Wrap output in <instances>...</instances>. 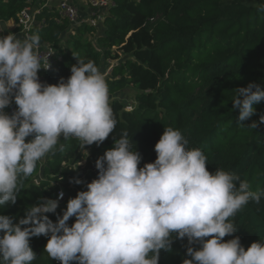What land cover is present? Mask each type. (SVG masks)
Here are the masks:
<instances>
[{"label": "clouds", "instance_id": "9594fccd", "mask_svg": "<svg viewBox=\"0 0 264 264\" xmlns=\"http://www.w3.org/2000/svg\"><path fill=\"white\" fill-rule=\"evenodd\" d=\"M39 43L38 34L0 36V206L16 203L21 182L46 155L64 151L61 138H75L84 149L103 143L117 124L106 78L94 62L75 56L66 81L42 84L38 71L49 67V55L41 57ZM13 99L17 110L8 115ZM261 101L259 84L237 88L238 120L252 117ZM258 124L264 114L248 128ZM187 144L180 130L165 127L154 146L157 158L138 168L142 157L123 131L96 160L98 178L69 199L57 222L45 213H55L58 201L47 198L28 207L18 223L0 215V264H32L37 255L30 238L41 235L49 237L44 252L60 264H158L160 251H171L173 233L200 245L187 248L192 259L184 264H264V240L247 250L238 236L223 240L237 231L230 218L250 201L259 204L264 192L251 191L234 173H210L204 152Z\"/></svg>", "mask_w": 264, "mask_h": 264}, {"label": "trees", "instance_id": "16d2710c", "mask_svg": "<svg viewBox=\"0 0 264 264\" xmlns=\"http://www.w3.org/2000/svg\"><path fill=\"white\" fill-rule=\"evenodd\" d=\"M37 1L0 0V22L15 21L23 8ZM115 4L100 28L83 25L76 36L70 34L68 21L49 20L52 15L46 12L40 17L47 23L37 31L39 44L58 47L67 37L65 52L61 48L63 61L42 72L44 84L66 81L77 58L92 61L99 69L104 60L123 56L106 79L109 95L132 88L136 103L128 111L119 100L109 101L117 124L99 145L82 149L75 138H61L64 151L48 154L44 167L38 162L33 174L21 182L16 203L0 206V215L13 217L14 223L41 198L58 201L55 213H45L57 222L69 199L98 178L96 160L114 147L123 131L128 132L132 150L142 157L138 168L155 161L154 146L165 127H172L188 140V149L204 152L210 173L216 169L234 173L248 181L251 191L264 192V124L248 128L264 114V101L253 105L256 112L245 121L238 120L239 110L232 102L236 89L250 82L264 89V0H115ZM95 33L94 43L87 36ZM15 105L13 99L5 110ZM59 192L64 193L61 200ZM75 219L71 217L68 225ZM230 219L237 231L226 235L225 242L238 236L247 250L251 243L264 240V196ZM48 238H30L37 255L32 264H59L44 252ZM171 240V251L162 249L158 264H184L192 259L187 248L200 247L175 233Z\"/></svg>", "mask_w": 264, "mask_h": 264}, {"label": "built area", "instance_id": "2783aa9c", "mask_svg": "<svg viewBox=\"0 0 264 264\" xmlns=\"http://www.w3.org/2000/svg\"><path fill=\"white\" fill-rule=\"evenodd\" d=\"M82 4V5H81ZM85 6L88 7L87 12ZM116 6L115 0H81L80 5L72 0H41L36 4H31L23 8L17 15L14 21L6 22V25L14 23L13 27H6V30L0 28L2 36L11 34L9 31L13 28V35L17 39L24 40L27 37L37 34L46 25V19L40 18L45 12L52 15L53 20L61 23L63 20L68 21L70 25V34L76 36V30L83 25H88L94 28H100L104 23L106 17L109 15L112 8ZM85 13V15H83ZM67 37H62L61 43L58 47L50 43L39 44L38 52L42 58L47 57L49 67L47 69H40L38 71L39 81L44 84L42 72L52 70L58 63L63 61ZM64 52H62V49ZM42 67H47V60L42 59ZM17 110V105L9 110H4L8 115H12ZM132 111V110H130ZM32 139L31 136L26 137V142ZM41 163V162H40ZM38 184V183H37ZM61 192H59L60 194ZM58 194V200H61ZM64 195V193H63ZM60 264V263H59Z\"/></svg>", "mask_w": 264, "mask_h": 264}, {"label": "rangeland", "instance_id": "374dc122", "mask_svg": "<svg viewBox=\"0 0 264 264\" xmlns=\"http://www.w3.org/2000/svg\"><path fill=\"white\" fill-rule=\"evenodd\" d=\"M39 1H41V0H38L37 2H39ZM76 2L80 3L81 0H77ZM87 10H88V7L85 6V11L87 12ZM83 15H85V13ZM5 23L6 22H0V28L1 29H2V26H3V28L5 30H6V27H8V26L9 27L11 26V27L14 28V23H10V25L9 24L6 25ZM100 26H102V24ZM13 28L9 31L11 34H13ZM97 35H98V33H95L94 36H89L88 35L87 39L92 40L95 43L97 38H98ZM66 42L64 43V46L67 45ZM95 46H98V45L95 44ZM121 59H124V57L122 56ZM120 60H117V61L104 60L102 62V65L99 68V71L105 76L106 79L109 78L110 74H111L112 67H114L116 64H118L120 62ZM136 95H137L136 91H134L132 88H128V89H126L124 91H121V92H119L117 94L109 95V101L119 100L120 102L124 103V105L127 107L128 111H130V110L133 111V109L135 107V103H136ZM48 160H49V155H46L42 159L41 164H42L43 167L47 164ZM79 166H84V164H79ZM34 182L35 183H39L38 177H36L34 179ZM59 263H60V261H59Z\"/></svg>", "mask_w": 264, "mask_h": 264}, {"label": "crops", "instance_id": "0c3cea01", "mask_svg": "<svg viewBox=\"0 0 264 264\" xmlns=\"http://www.w3.org/2000/svg\"><path fill=\"white\" fill-rule=\"evenodd\" d=\"M73 2H76L77 0H72ZM77 3V2H76ZM78 5H80V3H77ZM82 5V4H81Z\"/></svg>", "mask_w": 264, "mask_h": 264}]
</instances>
